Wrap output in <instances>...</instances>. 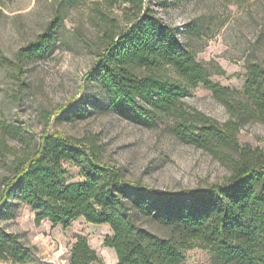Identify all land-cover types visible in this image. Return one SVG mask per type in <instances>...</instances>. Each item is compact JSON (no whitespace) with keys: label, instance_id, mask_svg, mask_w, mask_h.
<instances>
[{"label":"trees","instance_id":"1","mask_svg":"<svg viewBox=\"0 0 264 264\" xmlns=\"http://www.w3.org/2000/svg\"><path fill=\"white\" fill-rule=\"evenodd\" d=\"M85 1L54 0L53 16L17 50L16 66L45 55L66 9ZM120 2L122 24L99 7L89 15L101 46L86 77L98 83L111 108L146 125L164 121L179 139L211 153L229 174L200 188L163 190L126 178L122 167L104 160L93 140L44 129L34 137L30 152L11 161L0 184V217L1 207L13 198L26 202L37 221L67 227L83 217L108 224L111 233L103 243L114 249L118 264H182L187 250L197 245L210 253L209 264H264V148L238 139L239 127L248 117L264 122L263 62L246 59L242 90L223 86L211 79L209 67L181 39L177 26L144 0ZM83 41L89 44L90 38L83 36ZM16 76L23 83L21 75ZM199 84L226 107V120L182 100ZM63 111L82 115L85 108L75 103ZM5 144L0 138V153ZM64 162L77 166L83 179L68 182ZM31 250L17 233L0 224L2 261L23 263ZM68 263L105 264L85 235L76 236Z\"/></svg>","mask_w":264,"mask_h":264},{"label":"rangeland","instance_id":"2","mask_svg":"<svg viewBox=\"0 0 264 264\" xmlns=\"http://www.w3.org/2000/svg\"><path fill=\"white\" fill-rule=\"evenodd\" d=\"M87 0L64 12L51 49L43 56L15 64L17 50L34 39L53 16L54 0L0 1V138L7 146L0 153V184L10 172L16 155L30 152L34 137L44 129L51 133L91 139L104 160L124 169L125 176L155 188L179 191L200 188L223 180L228 168L211 153L174 135L164 121L146 125L111 108L95 80L86 77L101 44L89 15L93 7L124 23L120 0ZM165 21L178 27L181 39L190 44L196 58L207 64L212 80L234 90L246 81V59L264 64V0H144ZM90 38V43L83 41ZM17 74L23 83H19ZM190 107L220 121L229 117L226 107L202 84L182 96ZM82 105L84 114L63 111ZM50 120L44 127L46 118ZM19 129V133L5 132ZM4 129V132H3ZM241 143L264 148V122L244 120L238 131ZM68 182L80 181L79 168L63 163ZM0 224L13 231L32 250L29 259L12 264H52L56 255L69 264V250L77 235H85L107 264L116 258L103 243L106 224L78 217L67 227L47 219L24 201L8 198L1 207ZM206 248L188 249L182 264H209ZM60 260V259H59ZM0 264H11L0 259Z\"/></svg>","mask_w":264,"mask_h":264},{"label":"built area","instance_id":"3","mask_svg":"<svg viewBox=\"0 0 264 264\" xmlns=\"http://www.w3.org/2000/svg\"><path fill=\"white\" fill-rule=\"evenodd\" d=\"M59 259H60V260H59ZM51 262H52V264H62L63 259L60 258V255L57 254V255H56V261L52 260Z\"/></svg>","mask_w":264,"mask_h":264},{"label":"crops","instance_id":"4","mask_svg":"<svg viewBox=\"0 0 264 264\" xmlns=\"http://www.w3.org/2000/svg\"><path fill=\"white\" fill-rule=\"evenodd\" d=\"M106 225L108 226L107 234H110V233H111V229H110V227H109L108 224H106ZM105 264H107L106 261H105ZM112 264H118V263H117V258H113V263H112Z\"/></svg>","mask_w":264,"mask_h":264}]
</instances>
